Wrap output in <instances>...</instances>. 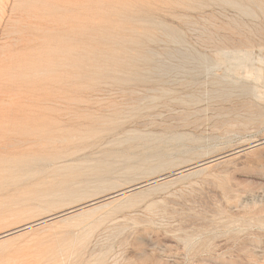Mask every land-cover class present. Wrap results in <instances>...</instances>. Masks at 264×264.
<instances>
[{"label":"rangeland","instance_id":"374dc122","mask_svg":"<svg viewBox=\"0 0 264 264\" xmlns=\"http://www.w3.org/2000/svg\"><path fill=\"white\" fill-rule=\"evenodd\" d=\"M0 264H264V0H0Z\"/></svg>","mask_w":264,"mask_h":264}]
</instances>
